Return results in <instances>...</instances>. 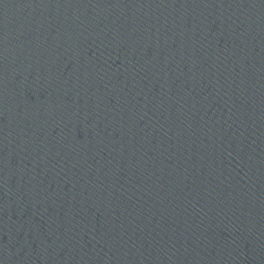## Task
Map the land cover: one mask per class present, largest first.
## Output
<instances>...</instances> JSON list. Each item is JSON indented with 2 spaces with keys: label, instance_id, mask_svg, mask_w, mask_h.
Masks as SVG:
<instances>
[{
  "label": "water",
  "instance_id": "95a60500",
  "mask_svg": "<svg viewBox=\"0 0 264 264\" xmlns=\"http://www.w3.org/2000/svg\"><path fill=\"white\" fill-rule=\"evenodd\" d=\"M0 264H264V0H0Z\"/></svg>",
  "mask_w": 264,
  "mask_h": 264
}]
</instances>
